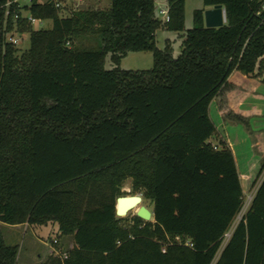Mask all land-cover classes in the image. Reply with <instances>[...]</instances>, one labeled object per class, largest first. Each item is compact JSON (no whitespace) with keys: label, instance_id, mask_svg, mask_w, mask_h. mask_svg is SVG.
<instances>
[{"label":"trees","instance_id":"obj_1","mask_svg":"<svg viewBox=\"0 0 264 264\" xmlns=\"http://www.w3.org/2000/svg\"><path fill=\"white\" fill-rule=\"evenodd\" d=\"M12 1L0 0V225L52 223L72 239L66 259L41 264H264V157L216 258L244 195L231 151L207 143L217 137L215 100L225 121L250 132L226 95L233 73L264 86L256 6L202 0L185 30L184 0H165L168 23L156 18L154 0H110L108 10L74 7L68 16L52 2L20 9ZM215 7L226 23L207 29L203 13ZM24 13L51 28L33 31ZM160 28L181 35L177 57L168 41L156 48ZM12 33L28 35L27 50L8 43ZM84 36L96 37L99 51L72 47ZM136 53L151 54L150 70L119 67ZM127 181L152 205L153 223L133 217L119 226L115 200ZM17 256L0 230V264Z\"/></svg>","mask_w":264,"mask_h":264},{"label":"rangeland","instance_id":"obj_2","mask_svg":"<svg viewBox=\"0 0 264 264\" xmlns=\"http://www.w3.org/2000/svg\"><path fill=\"white\" fill-rule=\"evenodd\" d=\"M47 1V0H43ZM62 7L60 8V14L62 16H68L70 12L74 10V4L85 6L90 9L108 10L110 7V0H58ZM22 4L26 3L25 0L21 1ZM155 4V16L162 23V18L158 15L159 9H165V0H154ZM203 9L202 0H184V29L189 30L194 27L193 16L198 10ZM51 28L50 22H43L42 26L37 30H49ZM156 48L162 50L165 46L166 41L170 44L173 52V56L177 57L181 51V35L169 32L165 29L160 28L155 35ZM73 45L79 50H86L91 52L99 51L100 45L99 40L93 36H84L76 39ZM29 47L28 35L21 37V42L17 47L21 52L27 50ZM112 68L109 57L107 56L104 61V69L110 70ZM120 68L127 71H147L152 68V57L150 53H136L128 54L123 60H121ZM215 107L218 109V103L215 100ZM250 131L253 129L249 124ZM246 130V129H245ZM237 155L241 160V168H248L250 157L253 158L254 154L250 152L248 144L238 145L236 147ZM255 157V156H254ZM244 163L246 165H244ZM262 176H264V171ZM255 189V188H254ZM254 189L246 188L243 189V207L239 215L236 217L232 229L240 221L244 213L246 212L250 199L254 194ZM121 192L127 196H138L141 197L142 202L140 206L146 208L148 212L152 214V205L143 200L142 194H134L130 190V183L127 181ZM116 201V200H115ZM135 211L128 213L123 218H117L119 220L120 227H130L131 219L135 217ZM55 224L49 223L45 226H30V227H10L6 225H0V230L3 235L4 242L7 246L17 247L18 256L17 264H41L47 258L54 257L55 254L51 251L53 248L56 253L63 255L71 251L73 242L71 238H60L57 233V227ZM57 239L58 243L52 245V240Z\"/></svg>","mask_w":264,"mask_h":264},{"label":"crops","instance_id":"obj_3","mask_svg":"<svg viewBox=\"0 0 264 264\" xmlns=\"http://www.w3.org/2000/svg\"><path fill=\"white\" fill-rule=\"evenodd\" d=\"M227 82L234 87V90L226 95L227 110L245 119L253 129L247 132L239 124L225 121L223 113L215 107V101H213L209 106V118L216 129L217 137L209 139L207 143L216 148L218 142L221 141L231 151L243 192L245 186L252 188V183L260 169V159L264 157V86L257 80L239 73H233ZM246 144L255 157H250L248 168L243 167L242 169L236 147ZM254 188L252 189L255 192L256 187ZM150 223H153V216H151ZM18 227H27V225L14 228Z\"/></svg>","mask_w":264,"mask_h":264},{"label":"built area","instance_id":"obj_4","mask_svg":"<svg viewBox=\"0 0 264 264\" xmlns=\"http://www.w3.org/2000/svg\"><path fill=\"white\" fill-rule=\"evenodd\" d=\"M22 0H14L11 2V4H16L18 5V7L21 9L23 7H29L32 4V0H25L26 3L22 4L21 3ZM65 2H69V0H64ZM52 2L54 7L56 9H59L62 7V4L58 1V0H47V1H43V0H38V4L43 5L46 3ZM250 2L256 6V12H255V16L257 18H264V0H250ZM74 7H80V5L74 4ZM158 15L162 18L163 23H168L169 22V16H168V11L166 9H159L158 11ZM223 15L225 16V12L223 13ZM15 19H17V16H15ZM24 19L26 20V23L32 28L33 31H38L37 29H39L42 24L43 21L39 20V19H35L32 16H30L28 13H24ZM21 35L16 34V33H12L8 36V43L11 44L14 47H18L20 42H21ZM215 149V148H214ZM251 202V199H250ZM233 229L230 228V230L223 236V239L221 241V244L219 246L218 252H217V257L219 256L220 252L223 250V248L225 247V245L227 244L231 234H232ZM59 235V234H58ZM178 242V240H177ZM52 245H56L58 243L57 239H53L52 240ZM188 245V244H186ZM189 247H191V245H188ZM51 251L55 254L54 257H58L61 260L66 259V254L60 255L58 253H56V251L52 248ZM164 252V251H162Z\"/></svg>","mask_w":264,"mask_h":264},{"label":"water","instance_id":"obj_5","mask_svg":"<svg viewBox=\"0 0 264 264\" xmlns=\"http://www.w3.org/2000/svg\"><path fill=\"white\" fill-rule=\"evenodd\" d=\"M85 8V6H80ZM224 10L219 7L205 10L203 13L204 26L207 29H218L225 25L226 19L223 15ZM142 202L141 197L127 196L117 198L115 201V217L123 218L128 213L135 211L134 215L142 222H150L152 214L146 210L145 207L140 206Z\"/></svg>","mask_w":264,"mask_h":264}]
</instances>
